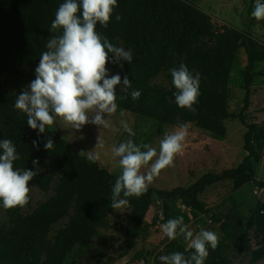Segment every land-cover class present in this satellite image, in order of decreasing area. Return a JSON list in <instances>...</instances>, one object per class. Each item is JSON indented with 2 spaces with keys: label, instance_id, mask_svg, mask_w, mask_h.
Wrapping results in <instances>:
<instances>
[{
  "label": "trees",
  "instance_id": "1",
  "mask_svg": "<svg viewBox=\"0 0 264 264\" xmlns=\"http://www.w3.org/2000/svg\"><path fill=\"white\" fill-rule=\"evenodd\" d=\"M63 2L0 0V77L6 72L18 73L24 65L39 63L41 53L47 51L49 37L60 34L51 33L49 29ZM117 5L108 27L97 24L96 30L114 46L122 47L124 44L125 50L133 53L132 63L125 61L124 70V76L128 75L131 81V88L127 94L117 88L118 108L149 117L155 124L189 122L194 130L218 139L227 137V120L231 117L239 118L247 125L244 134L246 155L237 165L221 172L207 171L189 185H178L171 189L150 185L143 196L128 198L132 206L128 245L133 247L155 196L162 201L180 198L188 206L205 210L201 197L211 187L229 182L239 188L256 179V163L261 160L264 149V122L248 121L246 111L251 105V83L261 73L256 66L264 62V41L248 29L229 23L218 28L212 15L191 0H117ZM116 15L121 16L119 21ZM206 38L211 41L208 47L201 44ZM193 44L196 46L190 49ZM242 47L248 55V93L242 110L236 112L229 108L230 81ZM174 51H178V60ZM181 62L193 75L199 74L200 95L198 103L194 105L197 109L195 113L176 104L171 74L170 84H152L153 78L160 72L168 67H178ZM132 90L141 92L138 100L132 99ZM124 95L126 98L121 99ZM16 97V93H9L0 85V140L10 139L20 154L14 168L35 171L33 159L40 161L51 157L58 160L64 154L71 174L69 177L63 176L55 193L39 202L31 212H24L23 207L7 209L8 224L0 227V264H36L31 243L37 237V228L43 227L68 208L79 182L76 170L83 164L92 167L98 193L90 218L77 234L75 243L87 246L96 236L106 241L100 228L107 223L109 213L114 210L111 207V190L121 172L103 166L100 160L90 163L86 159L87 154H76L71 141L58 132L49 136H46V132L38 135V130L28 126L26 114L15 108L13 101ZM48 138L54 141L51 151L44 148ZM34 140L38 142V149L32 144ZM52 180L53 176L40 168L29 182V188L36 183L42 189L49 190ZM259 183L264 186V180H259ZM218 219L222 221L224 232L234 246L247 242L254 228L264 234V209L238 223L230 218ZM136 256H143V252L138 251ZM252 258L255 261L264 258V243L253 251ZM204 264H230L222 239H219L215 250L209 247V256Z\"/></svg>",
  "mask_w": 264,
  "mask_h": 264
},
{
  "label": "rangeland",
  "instance_id": "2",
  "mask_svg": "<svg viewBox=\"0 0 264 264\" xmlns=\"http://www.w3.org/2000/svg\"><path fill=\"white\" fill-rule=\"evenodd\" d=\"M209 12L216 26L219 28L224 23L235 25L239 28L248 29L251 33L264 41V20H256L252 16L256 0H191ZM264 3V0H261ZM208 47L211 41L206 38L201 42ZM196 44L191 45L194 48ZM122 47L125 49L124 44ZM112 54L110 53L109 57ZM174 56L179 59L178 51ZM38 62L24 65L18 73L6 72L0 77L1 87L9 92L18 94L26 89V86L35 79V68ZM123 68L119 64L109 61L106 67L108 75L117 73L123 81L125 62ZM168 67L160 72L152 80V84H170V69ZM248 55L244 47L240 49L239 56L235 62L231 76V96L229 108L239 112L245 104L248 93L247 75ZM257 74L250 89L251 105L248 108V121L264 122V62H259ZM116 88L120 89L117 85ZM17 99V97H16ZM13 101L15 105V101ZM124 116H120V112ZM109 122L108 128H101L94 124H86L81 130L65 128L63 121L58 117L52 129L46 130V136L55 132L71 141L73 151L76 154H87L88 151L99 152L100 162L103 166L121 172L118 158H112L111 149L113 145L129 139V134L124 132L121 119L125 120L135 136L131 137L136 144H148L157 150V157L143 167L141 172L146 174L152 163L158 158L160 141L165 134H172L185 126L187 135L183 141V150L174 157L171 167L161 170L158 177L151 185L171 189L178 185H189L207 171L221 172L225 168L237 165L246 155L244 147V134L247 125L239 118L231 117L227 120L228 135L225 139H218L194 130L189 122L179 124L159 123L155 124L153 119L139 115L130 110L117 107L114 115L106 116ZM100 137L102 147L96 148L97 137ZM146 151V149H141ZM40 168L53 176L52 187L44 190L36 183L31 185L29 202L23 207L24 212H31L42 200L55 193L57 185L63 176L69 177L71 171L65 161L64 154L58 160L45 157L39 161ZM78 176L77 189L71 199L68 208L59 212L51 221L43 227L37 228V237L31 243V248L36 256V264H162L159 257L181 252L187 257L194 250L188 248V241L183 235L169 240L162 232L161 226L169 219L184 217V224L194 235L201 228L213 231L218 239L225 243L230 264H264V258L253 260V251L264 243V234L259 233L256 228L249 233L250 239L238 245H232L222 227L223 220L232 219L235 222L246 220L260 209H264V186L259 180H264V149L262 158L256 163V179L239 188L233 187L229 182L219 183L207 190L202 195L205 210L188 206L180 198H169L166 201L155 196L154 202L141 226L140 235L135 239L133 247L128 245V228L131 226L132 206L113 210L109 213L107 223L100 228L106 241L98 236L94 237L87 246L75 243L77 234L87 224L91 209L96 201L98 193L97 179L89 164H83L76 170ZM8 224L7 209L0 207V227ZM179 231V230H177ZM143 256L138 257V251Z\"/></svg>",
  "mask_w": 264,
  "mask_h": 264
},
{
  "label": "clouds",
  "instance_id": "3",
  "mask_svg": "<svg viewBox=\"0 0 264 264\" xmlns=\"http://www.w3.org/2000/svg\"><path fill=\"white\" fill-rule=\"evenodd\" d=\"M117 6V0H64L58 7L49 31L60 34L49 37L47 51L41 53L39 64L35 68V79L18 94L15 101V108L26 114L28 126L38 130V135L52 129L57 117L63 121L65 128L76 131L86 124L101 128L110 126L105 115L111 116L117 111L116 86L119 85L121 91L127 94L131 81L128 75L123 77V81L119 73L109 76L106 65L110 61L123 68V62L132 63L133 53L114 46L106 36L97 32L96 26L99 24L107 28ZM252 16L258 21L264 20V3L261 0H256ZM120 19L121 16L116 15V20ZM109 53L112 54L111 57ZM169 71L176 90V104L195 113L197 109L194 105L198 103L200 95L199 74L193 75L184 62ZM130 94L134 101L141 96L139 90H132ZM120 98L125 99L126 95ZM124 115L121 111L120 116ZM120 123L130 138L118 146L113 145L111 149L112 158H118L121 169L111 190V207L114 210L128 207V198H139L148 191L161 170L173 165L174 157L183 150V141L187 135L183 125L178 131L165 134L160 141L158 158L147 173L143 174L141 169L157 157V150L148 144L134 143L131 137L135 136V132L125 120L121 119ZM32 144L38 149L37 141L34 140ZM53 147L54 141L48 138L44 148L51 151ZM95 147H102L99 136ZM142 148L146 151H142ZM0 150L2 206L5 209L24 207L30 198L29 182L40 169L39 161H32L35 171L20 170L14 168V162L20 159V154L10 139L0 140ZM82 153L83 151L80 152ZM86 159L95 163L101 159V154L88 151ZM161 228L170 241L183 235L188 241V248L194 250L187 257L181 252L162 255L159 257L162 264H204L209 256V247L215 250L219 243L218 236L213 231L201 228L194 235L184 224L183 216L169 219Z\"/></svg>",
  "mask_w": 264,
  "mask_h": 264
}]
</instances>
